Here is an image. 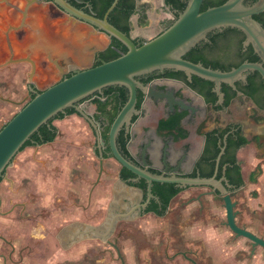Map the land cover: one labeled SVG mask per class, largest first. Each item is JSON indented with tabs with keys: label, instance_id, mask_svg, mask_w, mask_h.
Here are the masks:
<instances>
[{
	"label": "water",
	"instance_id": "1",
	"mask_svg": "<svg viewBox=\"0 0 264 264\" xmlns=\"http://www.w3.org/2000/svg\"><path fill=\"white\" fill-rule=\"evenodd\" d=\"M163 1L165 2V0ZM245 1L226 0L220 5L211 6L201 11L204 0H187L185 9L183 11L176 10L177 15L174 13L173 18L168 22L164 30L138 45L133 40L134 37L132 35H127L109 21V15L117 6L119 0L113 1L103 18L77 10L61 0V4L72 15L88 22L91 26L86 29V27L79 25L80 23L76 19L63 23L62 32L65 37L70 38L73 53L77 52V55L73 54L74 61L69 62V67L61 66L58 63V59L54 60V55L61 54V43L44 31L43 27L38 25L31 27L32 52L35 55L39 53L45 54L54 62L62 74L72 72V75L46 87H41L40 91H37L35 96L26 102L0 129V177H4L7 169L13 165L14 159L24 144L31 139L32 135L38 132L43 125H49L51 120L67 109L74 108L96 128L93 117L86 112L84 101L95 95H103L104 89L110 86H122L128 90V99L110 126L108 145L114 158L121 166L126 167L136 175L130 181L146 180L148 185L147 199L142 205L143 208L145 209L151 200L156 198L152 192L154 182L173 183L183 188L195 186L211 187L223 197L227 224L232 231L238 236H245L251 239L255 245L264 246L263 238L256 236L236 223V211L234 210L236 202L232 201V197L228 192L230 184L225 176L226 166L223 171L224 175L221 178H217L220 160L225 152L227 135L223 140L224 145H222V141L219 142L220 153L216 160L215 173L211 177H201L200 175L192 177L180 174L179 165L174 166L170 170L168 165H166L164 170H160V173L152 172L150 163L147 160V146L142 150L141 159L133 158V160L124 154L118 144V137L121 131L125 130L127 134L130 133L134 124L133 117L140 116L145 112L143 106L140 109L137 108L139 90L145 95V98L157 101L164 100L171 112L176 107L190 111L191 114L195 112L193 103L183 97H177L174 89L158 88L156 82L144 83L139 79L142 76L154 72H164L165 70L182 71L186 74L188 81L191 82L192 76L196 75L214 83L213 91L218 96L216 105L224 103L223 84H227L236 90L239 98L244 97V93L237 88V82L246 80V72L258 71L264 80V26L254 18L255 15L264 12V0H256L248 4ZM225 28H236L242 31L246 36L244 46L251 45L259 57V61H246L236 68L224 71L184 58V55L200 42L208 40V35L211 32L222 31ZM98 31H103L110 41L113 37L121 41L127 46V52L109 61L101 60L100 64L94 66V59L98 50H91V47ZM85 56L88 57V64L82 63ZM97 56H100L99 53ZM29 59L30 63H32V72L29 74L28 82L31 89L34 90L32 84H34L33 77L36 72V66L34 61L31 58ZM183 83L192 89L187 83ZM261 127L264 131L263 124ZM97 136L101 145L105 146L106 142L101 139L98 130ZM260 137L264 140L262 135ZM99 154V176H101L104 163L102 148H100ZM164 162L166 163V158H164ZM124 182L128 184V182ZM135 209L132 208L131 212L127 214L112 216L105 231L91 228L87 230V233H95L106 240L113 231L118 218L120 216L130 217ZM113 246L118 248L117 244H113ZM119 256L122 258L120 252ZM122 261L124 264L123 258Z\"/></svg>",
	"mask_w": 264,
	"mask_h": 264
},
{
	"label": "rangeland",
	"instance_id": "2",
	"mask_svg": "<svg viewBox=\"0 0 264 264\" xmlns=\"http://www.w3.org/2000/svg\"><path fill=\"white\" fill-rule=\"evenodd\" d=\"M137 5L139 8L147 7V24H140L139 13L133 16L132 34L135 37L156 36L166 28L169 20L173 18L170 8L165 5L163 0H138ZM19 68V66H13L0 69V128L21 107L20 104H15L6 98L12 97L14 94L20 98L22 94H26L23 69ZM157 83H163V80H157ZM2 92H6L3 98L1 97ZM114 97H109L107 106L101 104L103 99L96 98L95 100L98 107L105 106L103 112L107 110L106 116L109 118L106 127L111 125L112 119L118 111L117 99ZM112 99L116 100L115 107L112 105ZM85 106L95 113L96 108L92 107L90 103L86 102ZM98 112L101 114V111L98 110L95 114ZM54 124L62 132L61 138L59 137L57 140L62 141L63 146L73 147L72 150L69 149V152L70 154L74 152L77 155L72 157L73 192L70 194L68 190H65V183L68 180L64 175L61 184L58 182L60 190L56 197L57 202H50L49 195L46 198L41 195L42 198L36 201L37 205H35L36 210L38 209L41 213L32 214L34 209L32 207L27 220L21 218L17 209L7 219L0 216V234L12 238L11 240L17 244L22 242L23 237L30 242L32 240L45 241L47 254L44 259L46 260H42L41 264H122L115 248L97 236L79 242L68 250L62 248L55 238V232L57 233L62 224L81 214L84 215L80 205L86 204L87 192L97 183L100 163L99 157L94 154L91 146L95 143L96 138L91 132L89 123L83 117L72 114L64 119L55 120ZM79 143L83 144L82 148H88L87 152L79 149ZM80 151L83 155L80 154ZM63 153L65 152L63 151ZM262 153V144L256 140L251 141L241 150L245 186L233 194V200L237 202L235 207L237 223L240 226L253 229L259 236L264 237V154ZM75 164H82L83 168L78 170L75 168ZM258 164L263 166V171L257 182L251 183L248 175ZM120 168L121 165L115 158L110 157L104 160V171L110 170L111 174L110 176L104 174L100 177L99 184H97L99 186L101 184V187L98 186V193L101 195L98 198L103 195L106 197L105 194L109 193L108 184L112 181V175H115L114 173H117ZM101 179H104L105 182ZM2 190L0 185V193L4 192ZM209 191L208 187L198 186L179 193L172 200L169 213L164 218L146 214L132 221L121 220L110 240L114 242L115 239H118V246L126 264H192L184 259L182 254L191 257L201 255L205 260L211 257L215 264H264V248L258 247L255 252L256 256L251 257L250 240L238 237L232 232L226 223L223 199L216 194L208 193ZM197 197H200L199 201H197ZM28 199L33 201V198ZM15 200L13 199L12 202ZM99 202L93 209V213L91 212L92 215H89L90 218L100 219L102 204ZM49 211L51 213H48ZM34 215H37L35 220L33 219ZM8 250L9 248L5 244H0V252Z\"/></svg>",
	"mask_w": 264,
	"mask_h": 264
},
{
	"label": "flooded vegetation",
	"instance_id": "3",
	"mask_svg": "<svg viewBox=\"0 0 264 264\" xmlns=\"http://www.w3.org/2000/svg\"><path fill=\"white\" fill-rule=\"evenodd\" d=\"M62 1H64L68 4H70L71 6L75 7L77 10L84 11L85 13L94 15L95 17H98V18L104 17V16L99 17L97 15V13L91 7V5L96 0H62ZM97 1H99V0H97ZM137 2H138V0H137ZM61 3H62L61 0H0V69H7V68L13 67V66H19L20 68L22 67L21 69H23L24 79L26 82L25 83L26 84V87H25L26 94H22L20 96V98L16 97L15 94L12 97L8 96L6 98L8 101H13L15 104L16 103L20 104L21 107H23V105L26 102H28L30 99H32L35 96V93L37 91H40L41 87H44V86L46 87L51 83H54L58 80H61L65 77H69L72 75V72L62 74V72L57 68V66L54 64V62L51 61L45 54L39 53L38 55H35L32 52V50H31V46H32L31 35L32 34L30 33L31 27L33 25H38L40 27H43L44 31L48 32L49 35H51L55 40H57L59 43H61V51H60L61 54H59L60 56L58 54L54 55V60L58 59V63L61 66H68L69 67L70 66L69 62L74 61L73 54L75 53L77 55V52L73 53L72 42H71L70 38L65 37L63 32H62L63 23L68 21V20L76 19L77 22L80 23L79 25H81L82 27H86V29H88V26H91L90 24H88V22L80 19L77 16L72 15V13H70V11L68 9H66L65 6H63ZM167 7H169V6H167ZM170 10H171V8H170ZM171 12L174 15L175 12H173L172 10H171ZM131 21H132V18H131ZM96 30H97V28H96ZM245 39H246V36L243 33L239 32V31H234V32L230 31V33L228 32V34L225 37H221V38L216 39V44L218 45V48L216 50H214L211 54H209V57H211V59L212 58L213 59H219L224 65H227L228 67H230V69L236 68V67L240 66L242 63L249 61L250 58H254V55L250 51L251 50L250 47H252V46L251 45L244 46ZM92 42L94 44L91 47V50H94V51L98 50L97 55H98V53L100 55L99 57L96 55V57L94 59L93 65L95 66V65L100 64L101 60H104L102 54L110 47V45L112 43V39L110 41L107 38V35L103 31H98L97 37ZM101 48H104V49H101ZM29 58H31L34 61V64L36 66V72H35V75L33 77L34 84H32L33 85L32 88L34 90L31 89L30 83L28 82L29 74L32 72V63H30ZM17 60H20V61L15 62ZM82 63L88 64V57L87 56H85V59L83 58ZM161 74H165V71L164 72L151 73V74L142 76L141 78H143L145 80H150V78H151L150 76L154 75V78L152 80H150V82H154V83L156 82V84H157V80H173V81L175 80V81H179L182 83L184 82L180 79L161 76ZM158 88L169 89L170 87L164 85V86H158ZM237 88L242 93H244V97L239 98L238 95L236 94L229 106L225 107V106H223L224 105V103H223L222 105H220L222 107L220 109H218V111H223L224 113H228V114H230V112L239 111L240 113H242L241 119H239V121H238L234 118L230 122L226 121V126H224V127L229 126V127H232L233 129H237V127H238V130H241L242 133L244 134V136H246L252 142L254 140L257 141V139H258V142L262 144V150H263L264 149V140L261 139L260 135H262L264 138V132L260 133L258 130V127H257L258 124L264 122V116H260V114H259V113L264 112L263 106L260 105V104L263 105V103H264L263 102L264 101V80H263V77L258 71H248V72H246V80L245 81L239 80L237 82ZM174 91H175V95L177 97H183V94H182V96H178V92H179L178 90L174 89ZM5 93L2 92V95H1L2 98H3V96L5 97ZM250 94H252L254 96H250ZM9 97H10V99H8ZM93 97L99 98V99L103 98L102 95H95ZM93 97L88 98L87 100L84 101V103L86 101L92 99ZM255 98L258 99L260 103L257 102V100ZM15 99H17V100H15ZM160 101H164V100H160ZM252 104L254 105V108L252 107ZM21 107H20V109H21ZM166 107L168 110L167 112H171L169 110V107L167 104H166ZM178 110L182 111L180 108L176 107V109L173 112H177ZM186 112H187V114H191L190 111H186ZM194 113L201 114L202 108L200 106H195V112ZM73 114H77V115L82 116L77 111H76V113H73ZM70 115H72V114H70ZM116 115H117V113L115 114L114 118L112 119V122L115 119ZM66 116H69V115H66ZM92 117H93L94 122L96 124V128L87 120L90 128H92L94 135H95V133H97V130H98L100 132L101 139L105 140V142H106L105 146L101 145L100 140H98V138H96V136H95L96 139H95V144L93 146V151H94V154H96V156L99 157V159H100V154H99L100 148H102L103 157H104V153L106 152V149L109 146L108 145V139H105V135L109 134V130H110L111 125L106 127L107 121H105L103 116H98V117L92 116ZM257 117H261L262 120L258 121ZM130 140H131V132H130ZM130 140H129V142H130ZM50 142H52V141H50ZM46 143H49V142H45L42 144H33V145H29V146H40V145H43ZM145 146H147L146 153H148V149L152 146V140L147 139V141L144 144V147ZM242 148H244V146L240 147L237 150L236 157H237V162L239 163V165L243 169L242 160H239V158H238L239 151ZM162 152H163V158H166V156L169 155L168 150H164ZM141 153H142V151H141ZM262 154H264V153H262ZM105 158L106 157H104V159ZM113 158H114V156H113ZM183 158H184L183 156H180L179 162L177 165L180 166ZM147 160L149 162L148 154H147ZM150 167H151V165H150ZM121 168H122V166H121ZM121 168H120V170H121ZM164 169H160V170H164ZM168 169L170 170L172 168L168 167ZM160 170H158V171L161 172ZM7 172H8V169H7V171H6L1 182L6 180ZM186 175H189V174H186ZM119 176H120V171H119ZM99 179H100V177L97 180L98 182H99ZM244 180H245V178H244ZM70 181L72 182L71 178H69L68 182H66L65 185L70 184V188H71V182ZM123 181L127 182L128 180H123ZM256 182H251V183H256ZM27 183H28V181L26 182V185H27ZM13 185H14V182H13ZM20 185H22V183ZM130 186H132V185H130ZM244 186H245V183L239 187L230 184V187H228V192L230 193L233 202H236L233 200V194L235 192L239 191L240 189H243ZM134 187H136V186H134ZM196 187H198V186H196ZM204 187H207V186H204ZM188 188H190V187H187L186 189H188ZM208 188H210V191L208 193L216 194L217 196H220L223 199V197L220 195V193L217 190H213L211 187H208ZM185 190H183V191H185ZM199 198L200 197H197V201H199ZM13 199H16V200L14 202H12ZM13 199L9 203V202L5 201L4 198L0 195V216L1 217L3 216V218L7 219V217L12 215L17 209L21 218L23 220H27L31 214L30 208H28V205H27V202H29L28 201L29 199L26 201H24L21 198H13ZM146 199H147V197H144V193H143V196L141 198H139V200H137L136 202L134 201V203H131L130 207H127L122 211L115 210V212H113V214L114 215H118V214L121 215L123 213L127 214V213L131 212L132 208H136V209L132 212L131 216L137 215V217H139V218H141L142 216H144L146 214H154L158 217L164 218L167 215V213H169L170 205L167 208L165 215H163V216H159L155 212H152V211L148 212L147 209H148L149 205L151 204L152 200L153 199L158 200V198L157 197L153 198L151 200V202L148 204V206L144 209L142 205H143V203L146 202ZM236 205H237V202H236ZM33 207H34V209L32 210V214L41 213L38 209L36 210L37 207H35V206H33ZM80 207H81L82 212H83L85 210L84 209L85 204L80 205ZM234 210L236 211L235 220L237 223V210L235 208H234ZM48 213H51V211H49ZM33 217H34L33 219L35 220L37 218V215H34ZM120 217H122V216H120ZM130 217H125V218H130ZM70 222H72V221L69 220V221L65 222V224H62V226L59 227L57 233L55 232V238H57L61 247L65 248L66 250L72 248L74 245L78 244L79 242L89 240L88 237L86 236V234H88L87 230H83V228H81V229L77 228L75 231L66 233L65 232L66 231L65 225L70 223ZM39 225L41 226L40 223H39ZM237 225L240 226L238 223H237ZM240 227L246 228L247 230L254 233L256 236L264 239L263 236H259L257 234V232L254 231L253 229H248L245 226H240ZM106 229L107 228H104L100 231H105ZM114 230L115 229H113V231ZM113 231H112V233H113ZM97 237H99L102 241L108 242L112 246H113V244H117V246H118V242H117L118 239H115L113 242L110 240L111 236H109L106 240H104L101 236H97ZM238 237H245V236H238ZM245 238H247V237H245ZM11 239L8 238L7 236L0 234V244L1 243L5 244L6 247L9 248V250L7 252H0V264H41L42 260H46V259H44L45 254H47L45 252V247H46L45 241L32 240L30 242V241H27L25 237H23L22 242L17 244L14 242V240H11ZM247 239L250 240V242H251V248H252L251 249V257H254V256H256L255 255L256 249L258 247L264 248V246H262L260 244L255 245L254 241H252L249 238H247ZM114 248L117 252L118 258L121 260V263L123 264V261H122V258H123L124 264H126L125 258L122 255V252H121L119 246H118V248H116V247H114ZM118 251L120 252L122 258L119 256ZM182 255H183L184 259L188 260L192 264H215L211 257H209L205 260L204 258L201 257V255H194L195 257H191L187 254H182ZM48 260H49V257H48Z\"/></svg>",
	"mask_w": 264,
	"mask_h": 264
},
{
	"label": "crops",
	"instance_id": "4",
	"mask_svg": "<svg viewBox=\"0 0 264 264\" xmlns=\"http://www.w3.org/2000/svg\"><path fill=\"white\" fill-rule=\"evenodd\" d=\"M150 38L152 37H143V39L145 40ZM157 85H166L171 89L178 90L179 92H181V94H183V98L191 101L194 106H200L202 108V113L186 114L185 116H182L180 113L181 111L178 110L176 112V115L168 120V110L164 101L145 98L143 102L145 112L138 116L134 121V124L132 125L131 140L129 142L130 153L134 159H140L141 151L144 147L145 142L147 141V139H151L152 146L148 149L147 154L149 156V163L152 168L160 170L164 169L166 165H168L169 168H173L178 164L180 156H183L184 158L182 159L179 166V171L184 175L190 174L194 170L195 165L203 152L206 140L205 134L213 129L226 126V121L230 122L234 118L239 121V119H241L242 113H240L239 111H235L228 114L224 113L223 111H218L211 104L206 103L202 95L188 88L184 85V83L179 81L163 80V83H157ZM101 99L104 100L106 98L103 97ZM95 100L96 98L93 97L86 102L90 103L92 107L96 108L95 113L98 110L101 111V114H99V112L95 114L88 110L85 106V102L84 106L86 108V112L94 117L103 116L105 121H108L109 117L106 116L107 110L103 112V108L105 106L98 107ZM114 100L115 99H112V105L115 107L116 100L115 102ZM252 107L254 108L253 104ZM263 113L264 112L259 113L260 116H264ZM262 124L264 125V122L258 124L257 126L260 133L264 132L263 128L261 127ZM201 125H203V127L202 132L200 133L198 132V128ZM90 129L92 134L94 135L92 128ZM61 133L62 132L58 130V135L52 142L40 146H27L18 153V155L14 159L13 165L8 168L6 180L0 183L1 189L4 190V192L0 193V195L4 198L5 201L10 203L13 198H21L24 201L28 200V198H33V201L31 200L32 202L30 200H28L29 202H27L28 208H32L33 206L37 205L36 201H39V199L42 198L40 197L41 195H43L45 198L49 195L50 197L48 199L50 200V202H57L56 197L58 196V190H60L58 188V186H60L59 183L61 184L64 175H66L65 178H67L68 180L69 178H73L72 157L77 156L74 152L73 154H70L69 152V149L72 150L73 147L63 146L62 141L57 140L61 136ZM94 136L98 138L97 133H95ZM94 144L91 145L92 148ZM79 145V149L81 151L87 152V147L82 148V143H79ZM164 150L169 151V155L166 156V163L164 162L162 152ZM241 150L238 154L239 160H241ZM63 151L65 153H63ZM85 154L87 155L88 153ZM81 155H83V153ZM106 159L107 158H105L104 160ZM75 168L78 170L82 169L83 165H76ZM119 171L120 169L117 171V173H114L115 175H112V181L108 184L109 193L105 194L106 197H104L103 195L102 197L98 198V196L101 195L98 193V188L101 187V184L100 186L98 185V181V184L95 183L93 185V188L87 192L85 202L86 204L84 208L85 210L82 212L84 215L81 214L79 217L72 219V222L66 224V233L75 231L77 228H83V230H89L91 228H98L102 230L104 228H108L107 225L110 221V218L114 215L113 212H115V210L122 211L125 208L130 207L131 203H134V201L136 202L143 196V192L141 189H139L138 187L130 186L120 178ZM242 173L244 176V167L242 169ZM104 174L106 176H110L111 171L107 169L104 171L103 163V171L101 176ZM101 176H98V178ZM27 181L28 183L26 185ZM103 182H105V180ZM21 183L22 185H20ZM72 185L73 184L71 182V188L70 184H66L64 187L65 190H68L70 194L71 192H73ZM97 199L101 200L102 202H99ZM98 202L102 204L100 206V209L102 211L99 220L89 217L90 214L92 215V211L94 208H96V204ZM136 218L137 215H134L130 218L119 217L114 227L116 228L117 224L121 220L132 221ZM111 235L112 232L109 236ZM86 236L88 237V239H90L98 235H96L95 233H88L86 234Z\"/></svg>",
	"mask_w": 264,
	"mask_h": 264
},
{
	"label": "trees",
	"instance_id": "5",
	"mask_svg": "<svg viewBox=\"0 0 264 264\" xmlns=\"http://www.w3.org/2000/svg\"><path fill=\"white\" fill-rule=\"evenodd\" d=\"M113 1L114 0H99V1L96 0L91 5V7L99 17H103L106 11L108 10V8L113 3ZM225 1L226 0H204L201 7V11L211 6L220 5ZM254 1L256 0H246L245 3L248 4ZM186 2L187 0H165V5L169 6L173 12H175L176 10L183 11L186 7ZM146 10H147L146 6H142L141 8L138 7L137 0H119L117 6L112 10V12L109 15V21L118 29L125 32L127 35L131 36L133 30V25L131 21L132 16L139 13L140 14L139 22L141 25H145L147 24ZM175 14L177 15L176 12ZM254 18L258 20L260 23H262V25L264 26V12L255 15ZM230 31L231 32L239 31L243 33L242 31L236 28H225L222 31L211 32L208 35V40L200 42L196 47H194L188 53H186L184 55V58L193 62H201L205 66L212 67L214 69H220L224 71L231 70L230 67L224 65L219 59H213V58L211 59V57H209V54H211L214 50L218 48V45L216 44V39L225 37L228 34V32L230 33ZM133 40L138 45H141L145 41V39L139 37H134ZM250 49H251L250 50L251 53L254 55V58H250L248 62H258L259 57L255 53L254 48L250 47ZM127 50L128 48L125 44H123L121 41L113 37L110 47L102 55L104 61H109L126 53ZM161 76L176 78L184 81L194 91L202 95L205 101L208 104H211L215 109L218 110L222 107L220 105H216L218 96L213 91L214 88L213 82L205 80L196 75H193L192 81L189 82L186 74L182 71L165 70V74H161ZM150 77H151L150 80H152L154 78V75H151ZM139 79L144 83L150 82V80H145L141 77ZM222 91L225 93V100L223 106L227 107L232 102L233 98L237 94V91L227 84H223ZM111 96H115L117 99V106H118L117 113H118L128 99V90L127 88L122 86H110L104 89V94L102 95V97L106 99L101 101V104L107 105L109 103V97ZM178 96H182L181 92H178ZM250 96H254V95L250 94ZM144 100H145V95L139 90L138 102H137L138 109H140L143 106ZM256 100L257 102H259L258 99ZM260 105L263 106L264 108V103L263 105L262 104ZM73 113H76V110L74 108H69L65 112L57 115L53 120L50 121L49 125L47 124L43 125L38 132L34 133L31 139L24 144L21 150H23L25 147L29 145L42 144L45 142L54 141V139L58 135V128L56 125L53 124V121L55 119H63L66 115H70ZM180 113L182 116H185L187 114L185 110L184 111L182 110ZM175 115L176 112H168L167 119L169 120ZM137 117L138 116H134L133 121H135ZM257 120L261 121L262 118L257 117ZM202 127L203 125H201L198 128V132L200 133L202 132ZM205 135H206V140H205L203 152L200 156V159L197 161L194 170L189 174V176L195 177L200 175L201 177H211L214 175L216 168V160L220 153L219 142L222 141V145H224L223 140L224 137L227 135L225 152L220 160L217 178H221L224 175L223 171H224V167L226 166L225 176L228 179L229 183L237 187L243 185L245 183V180L243 177L242 168L237 162L236 155H237V150L240 147L251 143V140H249L246 136H244L242 131L238 130V127L237 129H233L232 127L229 126L213 129L211 131H208ZM105 139H108V135H105ZM129 140H130V133L127 134L125 130H122L118 137L119 147L127 157L133 159L128 147ZM104 157L106 158L113 157V154L109 146L106 149V152L104 153ZM150 170L155 173H160L158 170L152 167H150ZM262 171H263V166L261 164H258L256 168L249 173L248 175L249 181L256 182L258 180V177L261 175ZM120 177L123 180H128L127 182L130 185L140 188L144 193V197H147L148 185L145 179H140L138 182L130 181V179L136 177V175L123 166L120 170ZM2 179L3 177H0V182L2 181ZM185 189L186 188L179 187L173 183L154 182L152 187V192L158 198V200L153 199L147 211L155 212L159 216L165 215V212L169 207L171 201L180 192H182Z\"/></svg>",
	"mask_w": 264,
	"mask_h": 264
}]
</instances>
